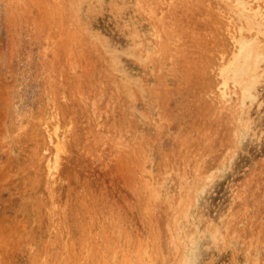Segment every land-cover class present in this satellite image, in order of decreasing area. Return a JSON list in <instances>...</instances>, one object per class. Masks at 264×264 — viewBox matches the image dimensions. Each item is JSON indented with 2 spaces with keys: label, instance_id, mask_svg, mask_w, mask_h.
<instances>
[{
  "label": "rangeland",
  "instance_id": "obj_1",
  "mask_svg": "<svg viewBox=\"0 0 264 264\" xmlns=\"http://www.w3.org/2000/svg\"><path fill=\"white\" fill-rule=\"evenodd\" d=\"M237 7L264 15L0 0V264H264V36L249 93L217 77Z\"/></svg>",
  "mask_w": 264,
  "mask_h": 264
},
{
  "label": "bare ground",
  "instance_id": "obj_2",
  "mask_svg": "<svg viewBox=\"0 0 264 264\" xmlns=\"http://www.w3.org/2000/svg\"><path fill=\"white\" fill-rule=\"evenodd\" d=\"M235 15L236 18L238 17L240 24L236 31L237 36H230L233 51L228 60L226 62L223 61L224 63L219 65L220 67H218L217 71L219 76L217 75V77L220 78L219 84L223 85V87H228L232 83L237 85V87L239 86L244 93H249L251 86L257 79L254 73L257 68L258 42L260 41V36H264V15L260 9L253 11L245 7H237ZM220 96L223 97V94H220ZM56 161L54 160L50 167L48 166L49 172L51 170L54 173L58 169Z\"/></svg>",
  "mask_w": 264,
  "mask_h": 264
}]
</instances>
